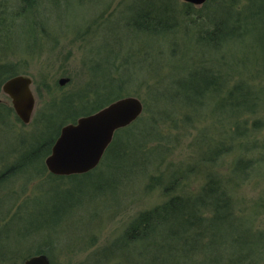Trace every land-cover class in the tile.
<instances>
[{
	"label": "rangeland",
	"instance_id": "1",
	"mask_svg": "<svg viewBox=\"0 0 264 264\" xmlns=\"http://www.w3.org/2000/svg\"><path fill=\"white\" fill-rule=\"evenodd\" d=\"M157 1L28 0L24 5L22 0H0V62L12 64L17 75L31 78L35 97L30 120L23 122L17 118L12 100L0 83V170L18 161L31 143H35L34 139L44 127L39 121L42 115L45 118L58 107L51 106V109V102L59 101L68 93L79 96L85 89L104 88L106 82L97 77L99 72L106 71L113 60L119 63L130 52L136 60L143 52L157 55L153 67L148 61L142 62L143 59L141 63L136 61L145 70L143 83L139 78L124 87L121 82L112 87L114 93L119 94L118 99L135 96L144 103L136 120L148 121L150 112L145 107L150 103L154 77L159 75L156 80H160L165 76L162 84L168 83L170 75L176 74L171 67L175 63L185 66L178 69L182 71L198 66L217 69L227 86L239 81L246 83L259 93L256 111L251 114L239 111L235 116L230 114L231 109H225L227 111L220 114L216 103L209 100L207 106L188 116L186 111L180 113L182 104L172 103L176 89L169 86L168 99L165 96L156 104L174 117L180 113L177 126L169 120L164 124L161 121L158 126L149 121L145 128L139 127L133 138H123L124 143L131 141L125 148L128 155L124 164L115 163L124 157L114 158L112 163L110 158H102L88 176L54 174L55 179H50L45 163L48 153L43 154L27 166L25 173L17 172L2 184L6 186L3 193L0 191L1 196L7 193L10 198L8 204L0 197L3 216L7 213L9 218L16 212L21 213L4 229L2 226L7 218L0 220V264H22L26 258L40 253L48 257L49 264H170L169 259L165 263L166 260L156 261L153 256L158 247L154 241L162 242L163 232L150 238V243L142 241L139 245H131L129 242L127 247L119 246L117 239L125 234L139 212L161 204L180 190L199 188L208 171L217 170L228 176L241 150L225 151L215 164L203 163L202 156L218 144L229 146L227 137L236 131L237 125L246 127L249 138L244 141L256 147L244 154L254 158L260 155L263 160L243 175L242 181L229 185L234 203L229 223H239L244 241L256 242L257 239L261 240L258 244L264 245V5L260 4L261 0H205L200 4L168 0L174 15L170 19L173 27L170 25V31L159 41L150 32L125 26L134 19L139 7L153 12ZM249 1L254 4L253 10L243 14L245 27L225 36L231 24L222 9L244 12ZM213 16L227 22L221 33L212 31L213 22L209 19ZM173 48L171 56L169 52ZM116 53L120 58H116ZM61 79L64 83H60ZM190 94L196 99L192 91ZM61 117L62 113L57 111L53 120ZM64 125L66 123L61 126ZM158 129L164 139L158 136ZM145 141H153L148 143L152 147L140 149L138 144ZM143 162H147V168L143 169ZM192 163L200 166L180 179L179 188L168 191L167 173ZM33 166H38L39 171L32 172ZM151 175L154 178L150 180ZM228 178L234 182L232 177ZM31 207L33 216L27 219L25 214ZM42 212H49L50 216H42ZM261 233L263 236L258 235ZM231 234L234 235L233 231ZM239 237L238 233V240ZM44 243L49 244L47 250L39 253L37 249L44 248ZM170 244L168 240L169 246L165 249L171 248ZM235 247L236 244L231 243V250ZM243 255H236L239 264H264V258L251 261Z\"/></svg>",
	"mask_w": 264,
	"mask_h": 264
},
{
	"label": "trees",
	"instance_id": "2",
	"mask_svg": "<svg viewBox=\"0 0 264 264\" xmlns=\"http://www.w3.org/2000/svg\"><path fill=\"white\" fill-rule=\"evenodd\" d=\"M22 1L24 2V5L28 3V0ZM261 1L262 3L260 4L264 5V0ZM156 3L157 4H155L152 9L153 12L150 10H142L139 7L140 10H138L137 13H134V19L132 18V21L130 20V23H126L125 26L128 28L131 27L138 29L141 32H150L153 36L157 37L155 40L159 41L160 38H163L165 34L170 31L171 27H173L172 23H170V19H173L174 15L170 9V3L168 0H159ZM249 3L250 4L244 12L233 13L228 9H222V11L227 14L226 19H228V23L230 22L231 24L227 29L230 32L226 33L225 36L229 37L233 35V32L240 31L239 29L241 27H245L243 14H246L249 9L251 10V6L254 4L253 1H249ZM162 7H164V9ZM262 9L264 10V8ZM141 16H144V18ZM147 18L148 22L146 24L145 22L147 21ZM209 20H212L213 22L212 31L221 33V29L226 28L225 26L227 22L219 17L214 18L213 16V18ZM170 25L172 26L170 27ZM220 43L221 42H219V44ZM173 51L174 48L169 52L171 56L174 55ZM116 58H120L117 53ZM141 60L144 63L145 61H148L150 64L149 66L153 67V63L155 62L154 60H157V55L153 56L149 55L148 52H143V55L136 60L135 57L132 56L131 52L126 53L123 56V59L120 60L121 62L119 61L118 63V60H113L110 63V67L106 71L103 73L99 72V76L96 75L97 77L104 78V81L106 82L104 88L100 89L99 87H96L94 89H85L84 92L78 94L79 96L68 93L59 101L51 102L49 106L50 108L51 106L55 107L56 105L58 107L55 109L56 111L53 110L46 114L45 118H43L42 115V118L39 121L44 127L42 131L38 133L37 138L34 139L33 142L35 143H31L30 149L26 152V154H23L18 161L8 166L6 165L5 169L3 168L4 170H0V191L3 193L6 185L2 184L6 183L7 180L15 173H25L27 171V166L31 165L34 161H37L43 154L45 155V153H49L56 131L58 130L59 132V127L63 123L73 121L80 115L96 111L109 103L111 100L119 97V94L114 93L115 90L112 89L113 85L116 86L119 82H121V86L124 87L129 82H132L133 80L137 81L136 79L139 78L141 79L140 83H143V81L146 80L144 74L145 70L141 64L138 65V62L136 63V61L141 63ZM182 65L183 64L181 63L171 65L173 70L175 69L174 72L176 74L172 76L170 75L169 82L166 84H162L164 82L162 80L165 76L163 78L160 77V80H156L159 75L154 77L155 82L151 86L149 92L150 103L148 108L147 106L145 107V110L147 109L150 112V117H147L148 121L143 122V120H141V122L138 119L127 128L116 133L112 143L109 145L105 153L104 159L110 158L112 163V159L115 158L118 160L124 157V160L115 161V163L117 162L116 164H124V162L127 161L126 155H128L126 149L129 145H131V141L124 143L123 138H133L139 127L145 128V125H148L149 121H153V123L158 126L161 121L164 124V122L169 120L175 125L177 119L180 118V113L186 111L184 113L188 116L189 113L194 114L198 111V108L207 106L206 102L209 100L210 102L216 103L215 106H217L218 113L220 114L224 113V111H227L228 109H231L230 114L233 113L235 116L239 111L245 110V113L249 114L256 111L258 99L260 98L259 93L256 92V90H252L247 87L246 83L243 84L239 81V83L227 86V83H225L226 79L224 80L221 77V73L217 69L198 66L196 68L186 69L185 72L178 70L179 68H185V66ZM135 66H137L136 69ZM176 66H178V68H175ZM14 70L15 69L12 64L0 62V83L2 84L8 78L17 75ZM142 70L144 71L143 73L141 72ZM112 74H114V76H112ZM92 77H94V75ZM169 86H173L176 89L173 93L172 103L183 105V110L178 113L176 117L172 116L168 112H165L156 104L165 96H167L168 99L169 96L166 91ZM190 91L193 92L196 99L193 98ZM86 106H88L87 110H85ZM69 110H72L71 114L65 113ZM57 111L62 113V117L58 121L57 119L53 120L54 116L56 117L57 115ZM53 121L55 124L52 125V123H54ZM144 128L143 131H145ZM245 128L246 127L242 125H237L236 131L231 130L232 133L229 135L227 134L229 146L222 147L223 144L220 143L221 145L218 144L215 147H211L210 152L202 156L203 163H212L215 160L220 159L225 151L232 150V148L241 150L242 153L233 161L232 168L230 170L231 173L228 176H224L217 170L208 171L205 175L203 183L199 185V188L195 189L196 191L180 190L175 194L173 193L161 204L139 212L126 229L125 234H123L121 238L117 239V244H119V246L127 247L129 242L131 245H139L142 241H148V243H150V238L157 236L160 232H163L164 236L162 237V242H155V238L153 239L154 244H158V247L153 254L154 258H157L156 261L169 259L171 262L170 264H198L200 261L203 263L205 262V264H218L222 260V264H239L236 255H240L241 253L249 260L251 258V261H255L257 258H264V245L258 244L261 240L259 241L256 239V242H248L245 239L244 241L241 236L243 233L241 232L239 223L237 225H233V223L231 225V223H229L230 215L234 214V203L230 194L231 190L229 185L242 181L241 179L244 178L243 175H247L257 162L263 160V157L260 155L257 158H254L244 154L245 152L249 153L256 148L253 143L244 141V139L248 141L246 138H249V132ZM158 133V136L164 139V137L160 135V130ZM38 139L40 140L38 141ZM151 142L153 141H145L143 144H138V146L140 149H147L152 147V145H148V143ZM259 147H261V145ZM139 152H142V150ZM137 155L141 157V154L138 153ZM160 159L163 160V157ZM143 166V169L147 168V162L146 164L143 162ZM199 166L200 164L196 165L195 163H192L168 172L165 181L169 183L168 185L170 188L166 187V189L169 191L173 190V187L179 188L180 179L191 175ZM44 169L45 166L43 167V170ZM43 170L41 172H43ZM38 171L39 167L33 166L32 172ZM90 173H93V171H89L83 176H88ZM151 176H149L150 180L151 178H154ZM54 177V175L49 174L50 179H55ZM228 177H232L234 182L232 183L231 179ZM0 197L4 198L8 204L10 203V198L7 197V193L5 196H1L0 194ZM32 211V207L31 211H26L25 215L27 219L33 216ZM19 213H21V211L16 212L14 215L7 218L9 214L5 213L3 216L4 213H2V208L0 207V220H5L7 218L2 228L4 229L6 225L10 223L11 220L16 218ZM43 213L44 212H42V216H50L49 212L46 214ZM30 231H28L27 234H29ZM231 231H233L234 235L231 234ZM238 233L240 236L239 240L237 239ZM0 235L2 234L0 233ZM258 235L263 236V233ZM168 240L171 241V248L165 249L166 246H169ZM231 243H235L236 247L232 249L233 252L230 255V251H232L230 248ZM44 244L45 247L37 249L38 252H44L47 250L49 244ZM163 250L168 251L164 252ZM243 256L239 258L242 259ZM9 258H12L11 254ZM165 263H167V260Z\"/></svg>",
	"mask_w": 264,
	"mask_h": 264
},
{
	"label": "water",
	"instance_id": "3",
	"mask_svg": "<svg viewBox=\"0 0 264 264\" xmlns=\"http://www.w3.org/2000/svg\"><path fill=\"white\" fill-rule=\"evenodd\" d=\"M195 4L205 0H185ZM31 78L15 75L2 84V89L11 100L16 114L23 122L30 120L35 99L31 90ZM64 83V79L60 80ZM143 106L137 97H125L112 102L75 123H68L52 145L45 163L54 174L69 175L82 173L94 168L108 146L113 130L134 121ZM25 264H49L45 254L29 257Z\"/></svg>",
	"mask_w": 264,
	"mask_h": 264
},
{
	"label": "bare ground",
	"instance_id": "4",
	"mask_svg": "<svg viewBox=\"0 0 264 264\" xmlns=\"http://www.w3.org/2000/svg\"><path fill=\"white\" fill-rule=\"evenodd\" d=\"M205 2V1H204ZM15 76V75H14ZM13 77V76H12ZM9 79V78H8ZM6 81V80H5ZM4 81V82H5ZM3 82V83H4ZM32 93H33V91H32ZM33 96H34V94H33ZM125 97H130V96H123V97H121V98H125ZM131 97H135V96H131ZM34 99H35V97H34ZM139 99V98H138ZM116 100H118V98H115V99H113V100H111L109 103H107L106 105H108V104H110V103H112V102H115ZM140 100V99H139ZM141 101V100H140ZM141 103H142V106L144 107V103L141 101ZM106 105H104V106H106ZM104 106H102V107H104ZM101 107V108H102ZM101 108H99V109H101ZM99 109H97V110H99ZM96 110V111H97ZM95 111H93V112H91V113H94ZM91 113H88V114H85V115H80V116H78V118H80V117H82V116H86V115H89V114H91ZM16 116H17V118L20 120V118H19V116L16 114ZM77 118V119H78ZM76 119V120H77ZM137 119V118H136ZM136 119L134 120V121H131V122H129L128 124H126V125H123V126H119V127H117V128H115L114 130H113V135H112V137H111V140L109 141V143H108V146L106 147V149H104V151H103V153H102V155H101V157H100V159H102V158H105V153H106V151H107V148L109 147V145L112 143V141H113V139H114V136L116 135V133H118V132H120V131H122L123 129H125V128H127L129 125H131V124H133V122H135L136 121ZM76 120L75 121H69V122H67L66 124H68V123H75L76 122ZM61 128L63 127V126H60ZM59 127V132H58V135H59V133H60V131H61V128ZM58 137V136H57ZM56 137V138H57ZM56 140V139H55ZM55 142V141H54ZM54 142H52V145L54 144ZM52 148V147H51ZM50 152H51V149H50V151H49V153L47 154V156L50 154ZM47 158V157H46ZM100 161V160H99ZM98 164H99V162H98ZM97 164V165H98ZM96 165V166H97ZM95 166V167H96ZM47 168V167H46ZM47 170L48 171H50L48 168H47ZM91 170H93V168L91 169ZM91 170H89V171H91ZM89 171H86V172H82V173H75V174H80V175H84L85 173H88ZM50 174H52V175H54V173H52L51 171L49 172ZM70 175V174H69ZM69 175H65V176H69ZM40 254H44V253H40ZM39 255V254H38ZM30 257H32V256H30ZM29 258V257H28ZM28 258H26L25 260H24V262L22 263V264H25V261L28 259Z\"/></svg>",
	"mask_w": 264,
	"mask_h": 264
}]
</instances>
